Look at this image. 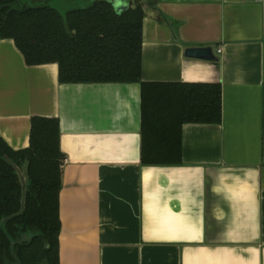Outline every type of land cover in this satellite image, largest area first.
I'll return each instance as SVG.
<instances>
[{"label": "crops", "instance_id": "1", "mask_svg": "<svg viewBox=\"0 0 264 264\" xmlns=\"http://www.w3.org/2000/svg\"><path fill=\"white\" fill-rule=\"evenodd\" d=\"M119 4L145 11L142 81L221 85L222 122L144 166L140 84H63L0 40V137L24 150L34 117L60 122V264H264V0ZM208 46L219 62L185 56Z\"/></svg>", "mask_w": 264, "mask_h": 264}, {"label": "trees", "instance_id": "2", "mask_svg": "<svg viewBox=\"0 0 264 264\" xmlns=\"http://www.w3.org/2000/svg\"><path fill=\"white\" fill-rule=\"evenodd\" d=\"M58 1L72 9L0 0V40H13L29 67L57 64L63 84H140L142 164L180 165L183 126L221 124V85L143 82L141 6L118 13L110 0ZM60 136L58 119L34 117L27 149L0 137V264H60Z\"/></svg>", "mask_w": 264, "mask_h": 264}, {"label": "water", "instance_id": "3", "mask_svg": "<svg viewBox=\"0 0 264 264\" xmlns=\"http://www.w3.org/2000/svg\"><path fill=\"white\" fill-rule=\"evenodd\" d=\"M97 1V0H93ZM116 11L120 13L121 11L128 9V6H122L119 3L122 0H110ZM185 56L190 59H196V60H203V61H211V62H219L220 58L217 56L216 51L213 47L208 46V47H197V48H188L185 52ZM21 175V181L23 184V209H24V204H25V199H26V193H27V185H28V177H27V170L23 173L20 172ZM9 220H6V222Z\"/></svg>", "mask_w": 264, "mask_h": 264}, {"label": "rangeland", "instance_id": "4", "mask_svg": "<svg viewBox=\"0 0 264 264\" xmlns=\"http://www.w3.org/2000/svg\"><path fill=\"white\" fill-rule=\"evenodd\" d=\"M52 4H53L54 8H56L57 10H59L62 13H65L69 9H72V8H69L67 6V4L61 3L58 0H53Z\"/></svg>", "mask_w": 264, "mask_h": 264}, {"label": "built area", "instance_id": "5", "mask_svg": "<svg viewBox=\"0 0 264 264\" xmlns=\"http://www.w3.org/2000/svg\"><path fill=\"white\" fill-rule=\"evenodd\" d=\"M218 53H221V51L219 50Z\"/></svg>", "mask_w": 264, "mask_h": 264}]
</instances>
